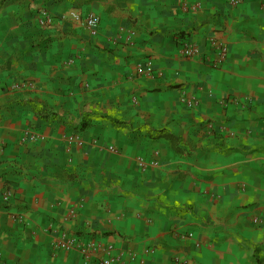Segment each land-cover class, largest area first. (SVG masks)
Wrapping results in <instances>:
<instances>
[{"label": "crops", "instance_id": "obj_1", "mask_svg": "<svg viewBox=\"0 0 264 264\" xmlns=\"http://www.w3.org/2000/svg\"><path fill=\"white\" fill-rule=\"evenodd\" d=\"M61 232L147 264H264V0H0V252L84 264Z\"/></svg>", "mask_w": 264, "mask_h": 264}, {"label": "built area", "instance_id": "obj_2", "mask_svg": "<svg viewBox=\"0 0 264 264\" xmlns=\"http://www.w3.org/2000/svg\"><path fill=\"white\" fill-rule=\"evenodd\" d=\"M241 3V0H228V4L231 7H236ZM199 8L198 5H193L189 7V10L195 12ZM74 18L79 21L81 18L78 14L74 15ZM46 16H42L40 20L41 25H45ZM98 24V18L95 16H87L86 25L91 29L95 28ZM206 46L209 50L214 53V58L211 61V64L214 67H221L227 59L228 47L224 42L216 38H208ZM201 52L199 46L194 43H185L183 45V50L181 52V57L185 60H194L201 57ZM152 71L144 73L146 77H152ZM22 87L30 88L31 84L23 83ZM180 102L187 107L188 109H195L197 103L193 97L182 96ZM229 103H234V100H230ZM25 137V136H24ZM23 137V138H24ZM66 141L69 145H76L81 147L83 145L82 139L77 135H70L66 138ZM107 150L116 152L113 146L105 147ZM139 167L144 171L149 166L156 168L157 162L153 161L149 165L144 162L142 158L138 159ZM14 197V190L7 189L2 193V202L7 205L10 200ZM20 219V216H18ZM15 217L11 216V219ZM252 222L255 225H261L263 220L260 217H252ZM54 250L63 251V252H76L81 257L84 264H147L144 260H137L135 253L124 254H115V249L110 243H101L93 239L83 241L79 237H73L67 235L66 232L59 233L58 237L54 241ZM149 253V252H147ZM151 253V252H150ZM0 264H8L6 259L3 257L0 252ZM175 264H187L185 262L176 261Z\"/></svg>", "mask_w": 264, "mask_h": 264}, {"label": "trees", "instance_id": "obj_3", "mask_svg": "<svg viewBox=\"0 0 264 264\" xmlns=\"http://www.w3.org/2000/svg\"><path fill=\"white\" fill-rule=\"evenodd\" d=\"M171 140H173L172 138H170Z\"/></svg>", "mask_w": 264, "mask_h": 264}]
</instances>
